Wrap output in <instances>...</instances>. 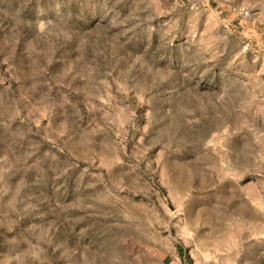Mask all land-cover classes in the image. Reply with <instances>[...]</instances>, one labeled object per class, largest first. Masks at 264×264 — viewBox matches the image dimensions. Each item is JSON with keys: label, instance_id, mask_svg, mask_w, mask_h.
<instances>
[{"label": "rangeland", "instance_id": "obj_1", "mask_svg": "<svg viewBox=\"0 0 264 264\" xmlns=\"http://www.w3.org/2000/svg\"><path fill=\"white\" fill-rule=\"evenodd\" d=\"M0 264H264V0H0Z\"/></svg>", "mask_w": 264, "mask_h": 264}]
</instances>
